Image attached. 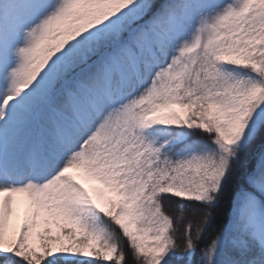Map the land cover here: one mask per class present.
Listing matches in <instances>:
<instances>
[{
	"label": "snow or ice",
	"instance_id": "snow-or-ice-1",
	"mask_svg": "<svg viewBox=\"0 0 264 264\" xmlns=\"http://www.w3.org/2000/svg\"><path fill=\"white\" fill-rule=\"evenodd\" d=\"M0 264H264V0H0Z\"/></svg>",
	"mask_w": 264,
	"mask_h": 264
},
{
	"label": "trees",
	"instance_id": "trees-1",
	"mask_svg": "<svg viewBox=\"0 0 264 264\" xmlns=\"http://www.w3.org/2000/svg\"><path fill=\"white\" fill-rule=\"evenodd\" d=\"M165 210L167 212H169V214H173V213H171V209L168 208V202L167 201H165ZM181 231H182V227H181ZM122 245L125 247V251L127 252L128 250H127V247H126V241H122ZM130 255L131 254L129 253V256Z\"/></svg>",
	"mask_w": 264,
	"mask_h": 264
},
{
	"label": "rangeland",
	"instance_id": "rangeland-1",
	"mask_svg": "<svg viewBox=\"0 0 264 264\" xmlns=\"http://www.w3.org/2000/svg\"><path fill=\"white\" fill-rule=\"evenodd\" d=\"M87 183L92 184V183H94V182H87ZM18 201H19V202H18V206L22 208V207H23V201H22V198H18ZM178 242H179V241H178Z\"/></svg>",
	"mask_w": 264,
	"mask_h": 264
}]
</instances>
